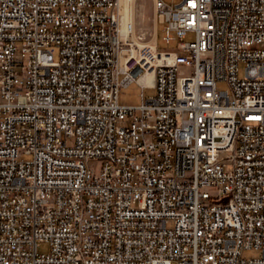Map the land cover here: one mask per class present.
Returning a JSON list of instances; mask_svg holds the SVG:
<instances>
[{"label": "built area", "instance_id": "obj_1", "mask_svg": "<svg viewBox=\"0 0 264 264\" xmlns=\"http://www.w3.org/2000/svg\"><path fill=\"white\" fill-rule=\"evenodd\" d=\"M121 1L0 0V264H264V0Z\"/></svg>", "mask_w": 264, "mask_h": 264}, {"label": "rangeland", "instance_id": "obj_2", "mask_svg": "<svg viewBox=\"0 0 264 264\" xmlns=\"http://www.w3.org/2000/svg\"><path fill=\"white\" fill-rule=\"evenodd\" d=\"M169 3H177L179 0H166ZM133 8H135V20L138 32L144 35L147 40H151L155 34V8L154 0H134L132 2ZM135 5V6H134ZM163 32L159 30L158 33V44L162 48L173 49L176 47L174 44H165L162 40ZM195 38L193 32H189L186 36L187 41H192ZM54 53L58 54V47H54ZM184 72L188 71V68L182 69ZM220 87H226L224 83L220 84ZM142 88L137 83H130L124 86L120 90V102L123 104L136 105L142 101ZM146 95L154 93L152 88H145ZM40 251H48L49 245L47 243H41L39 247ZM252 254V253H248Z\"/></svg>", "mask_w": 264, "mask_h": 264}, {"label": "bare ground", "instance_id": "obj_3", "mask_svg": "<svg viewBox=\"0 0 264 264\" xmlns=\"http://www.w3.org/2000/svg\"><path fill=\"white\" fill-rule=\"evenodd\" d=\"M132 2H134V0H122L121 1V6L123 10L122 19H123V25L125 29L128 27L130 22H132V24L137 29L136 20H135V8H133ZM152 40L154 42V46H156V35L155 34Z\"/></svg>", "mask_w": 264, "mask_h": 264}]
</instances>
